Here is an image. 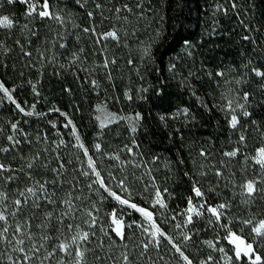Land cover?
I'll list each match as a JSON object with an SVG mask.
<instances>
[{"label": "trees", "instance_id": "16d2710c", "mask_svg": "<svg viewBox=\"0 0 264 264\" xmlns=\"http://www.w3.org/2000/svg\"><path fill=\"white\" fill-rule=\"evenodd\" d=\"M48 3L63 22L41 18V7L26 15L28 4L21 0H0V17L13 21L10 29L0 27V83L24 109L0 91V149H8L0 151V164L8 169L0 173V191L7 194L9 213L12 201L23 199L19 192L37 184H45L56 201L37 192L39 208L33 205L37 198L29 197L18 216L8 215L9 238L16 223L28 221L32 242L39 244L45 233L50 239L29 262L0 243V264H76V246L71 254L57 249L45 259L75 235L68 224L90 233L80 244L87 249L82 264H250L255 255L264 264V237L252 231L264 220V169L255 162L264 148V78L254 71L264 72V0ZM113 31L117 39H101ZM233 110L236 128L229 123ZM73 126L87 156L77 147ZM232 151L235 157L225 155ZM89 156L105 186L151 212V221L96 182ZM249 181L257 189L251 196L244 188ZM69 198L76 211L61 224L62 201ZM190 198L193 206L200 204V215L188 211ZM221 204L226 207L217 220L208 208ZM47 212L53 213L50 221ZM88 212L96 220L91 228ZM113 214L123 239L113 231ZM153 223L163 235H153ZM230 233L252 244L253 253L237 259Z\"/></svg>", "mask_w": 264, "mask_h": 264}, {"label": "snow or ice", "instance_id": "6c2138e0", "mask_svg": "<svg viewBox=\"0 0 264 264\" xmlns=\"http://www.w3.org/2000/svg\"><path fill=\"white\" fill-rule=\"evenodd\" d=\"M14 0H8V3H13ZM21 2L23 3H27L28 4V11L26 12V15H33V13H36L37 11V7H41L43 10L38 12V15L41 18H53L56 19L58 21L63 22V18L59 15L53 16L52 13L49 10V3L48 0H44L43 5H38V3H33L31 2V0H21ZM77 2L79 3V0H77ZM83 6V5H81ZM97 7H100V5H97ZM119 11V9L117 10ZM90 17L92 16V13L88 14ZM0 27H5V28H12L13 27V21L8 17V16H3L0 17ZM25 27H27V25H25ZM85 32H89V31H94V29H88L85 28L84 29ZM160 34H157V37H159ZM112 38V39H117V34L116 32H108L106 34H102L101 35V39H107V38ZM61 47H64L63 44L60 45ZM150 47L145 49V55H149L150 54ZM26 54H30V53H26ZM105 67H107V62L105 63ZM256 76L264 78V72L259 71V70H254ZM217 75H223V73H217ZM0 91L3 92L4 96L7 97V99L9 101H11L12 103L16 104V107L21 111L24 112V109L18 104L16 103V101L13 99L11 91L9 89H7L6 87H4V85L2 83H0ZM243 99L245 101H247L248 99V94L245 93ZM229 109H231L232 107V102L229 101ZM237 107H239L241 109V114L245 117L249 116L250 113L246 110L245 104H239L237 105ZM184 112H187V109L184 110ZM26 115H32L31 112L26 113ZM109 119L111 117H108ZM139 114H137L136 116V120H139ZM69 124H71V121L69 120L68 122ZM230 126L232 128H236L237 125L239 124V120L237 115L235 114L234 110H233V114L231 115V119H230ZM12 128L16 129L17 128V124H12ZM133 131H135V128H133ZM73 135L76 136L77 139V147H80L82 149H84L85 155L87 156L88 150L86 148H84L83 143H80V137L76 134V129L75 126H73ZM9 141L13 142L14 144H19L20 141L14 139L13 136H9L8 137ZM245 139V137L243 135H241L240 140L243 141ZM96 149L99 150L100 149V145L97 144ZM0 151H8L7 148H2L0 149ZM238 151V150H237ZM237 151H232V152H227L225 153L226 156L229 157H235L237 155ZM202 155H204V153H201ZM257 164H259L261 166L262 169H264V148H261L258 151V155L255 161ZM29 168L32 167V164L28 165ZM61 167H63V165H61ZM88 167L92 170V172L96 175L97 177V181L99 182L100 186L102 188H105V191L109 192V195L113 196L117 201H119L121 204H127L129 205L131 208L135 209L136 211H139L142 213V215H144L149 221H151V217H152V213L146 211L143 208H139L136 204H130L129 200L126 199H121V197L119 195H117L115 192H112L110 189H108L103 180L100 179V173L98 171H96L95 168V164L93 159L89 156L88 157ZM5 171H8V169H6L5 165L0 164V173H3ZM84 175H88V172H84ZM217 175H221L219 172L217 173ZM8 181H11L13 179H15V177L13 176H8L6 178ZM121 186H123V182H121ZM244 188L247 192V194L249 196H251L257 189L255 187V182L254 181H249L246 185H244ZM193 191L195 192V195L197 197L202 196V191L200 188L195 187L193 188ZM37 192L41 193L43 198L45 200H47L49 203H55V199L53 198L55 196V194L53 193L52 195H49L45 184H37L34 187H28L23 191L19 192V197L21 198H17L14 201H12V204L15 206V210L12 211L11 213L8 212L7 210V206L4 205V201H6L8 199L7 194L5 192L0 191V205H4L3 207H0V222L3 223V227H0V243H6L8 244L11 248L12 251L14 252H19V253H24L23 256V260L25 262H29L33 259V257H37L38 254L40 253L41 249L45 247V242H47L50 237L47 235V233H45L43 236L40 237V243L37 244L35 242H32L34 240L33 234L30 231H26V227L28 226V221H24L23 223H16L15 225V229L14 231H12V235L11 238H9V232H10V227L8 226V215H11L13 218H15L16 216H18V214L23 211V208L25 205H27L29 203V197H36V201L33 202L34 207L39 208L41 205L39 203L40 197L37 196ZM160 193L157 192V203H160L163 206L162 201L159 199ZM75 199H80V197H76ZM62 203H64L66 205V209L64 211V213L61 216L60 219V223L63 224L64 220L63 218L66 216H71L72 213L74 211H76V208L73 204V200L72 198H69L67 200L62 201ZM226 205L221 204L218 205L217 207H210L208 208V211L211 212L217 220L220 219V216L222 215V213L219 211L220 209L225 208ZM189 212H195L196 215H200V212L192 205V200L191 198L189 199ZM87 215L89 217H91V222L89 223V227H93L96 223L95 217L92 215L91 212H88ZM45 218L47 220H51L53 219V213L52 212H47ZM192 217L189 216L188 217V221L187 222H191ZM85 223H88V221H85ZM113 223L116 224V228L113 229V231H115L117 236H120L123 239V231H122V225L120 223L119 220L115 219V214H113ZM245 224H252L251 220H247L244 221ZM48 225H39L40 228H45ZM75 227V235L71 236L70 240H61L55 247V249L52 252H47V255L45 256V259H47L48 257H51L54 255V252L58 249L60 252H64L67 254H71L70 249L73 246L75 247V258H76V264H82L83 260H84V256H85V252L87 251V249L82 250L80 247L81 242H86L89 240V236L90 233L87 231H83L79 228L78 225L74 226L73 224H68L67 228L68 230L71 232L73 230V228ZM153 228H155V232L153 233V235H155L156 233H159L160 235H163L162 232H160V229L157 228L155 226V224L153 223L152 225ZM177 227H179V225H177ZM57 231H60V229H57ZM252 231L254 233H256L257 236H261L264 237V220L259 221L258 226H254L252 228ZM231 239L233 242L235 241H239V243L237 244V248H236V258L240 259L241 255L248 257L250 256V254L253 253V246L252 244H247L245 247H241L240 245L244 244V241L241 240L239 237L235 236V234L230 233ZM57 239H59L57 237ZM185 240L190 239L188 236L184 237ZM26 241L28 242H32L31 243V247L29 248H25V244ZM209 246L211 245V242H208ZM175 247V245H174ZM144 248L147 249L148 248V244L144 245ZM177 251L179 252L180 249L177 247ZM181 255L183 256V253L181 252ZM186 261H188L187 257H183ZM8 259L10 261H12V257L9 256ZM99 259V258H98ZM124 261L128 260V256L124 255L123 256ZM261 262V256L260 255H255L254 259L250 260V264H260ZM13 264H17L16 261H13ZM188 264H191V261H188Z\"/></svg>", "mask_w": 264, "mask_h": 264}, {"label": "rangeland", "instance_id": "374dc122", "mask_svg": "<svg viewBox=\"0 0 264 264\" xmlns=\"http://www.w3.org/2000/svg\"><path fill=\"white\" fill-rule=\"evenodd\" d=\"M257 155H258V153H257ZM256 158H257V156H256ZM247 193V192H246ZM197 210L199 209V207H200V204H196L195 206H194ZM254 226H258V223L257 224H254ZM253 226V227H254ZM255 235H256V233H254ZM239 243V241H235L234 242V246L237 248V244ZM241 247H245L246 245L245 244H242V245H240Z\"/></svg>", "mask_w": 264, "mask_h": 264}]
</instances>
